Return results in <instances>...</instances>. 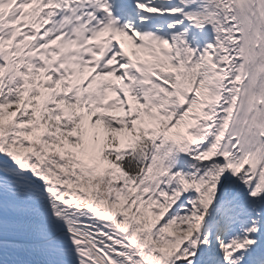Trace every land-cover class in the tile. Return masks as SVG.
Listing matches in <instances>:
<instances>
[{"label": "snow or ice", "instance_id": "1", "mask_svg": "<svg viewBox=\"0 0 264 264\" xmlns=\"http://www.w3.org/2000/svg\"><path fill=\"white\" fill-rule=\"evenodd\" d=\"M0 264H264V0H0Z\"/></svg>", "mask_w": 264, "mask_h": 264}]
</instances>
